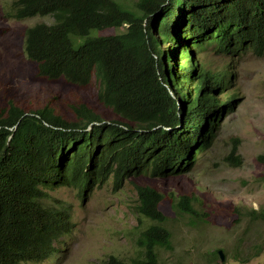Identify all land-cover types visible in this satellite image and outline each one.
<instances>
[{"label":"trees","instance_id":"obj_1","mask_svg":"<svg viewBox=\"0 0 264 264\" xmlns=\"http://www.w3.org/2000/svg\"><path fill=\"white\" fill-rule=\"evenodd\" d=\"M8 15L51 18L23 33V52L38 76L78 86L96 79L99 101L123 121L104 122L83 105L73 109L75 122L47 108L26 115L10 103L0 112V264L41 263L72 231L69 208L46 204L50 190L85 195L110 178L118 190L128 178L194 169L197 154L212 144L217 115L231 104L212 95L224 77L199 67L193 50L264 54V0H13ZM105 30L112 33L97 34ZM160 41L174 52H162ZM178 50L185 63L177 70ZM175 76L194 84L191 98L179 91ZM236 152L234 145L226 157L235 166ZM135 190L134 211L151 223L135 241L140 253L100 264H159L156 250L170 249L167 217L159 209L163 195L149 186ZM194 200L182 196L172 207L191 217ZM249 214L250 221L264 220L254 210ZM255 248L257 258L261 246Z\"/></svg>","mask_w":264,"mask_h":264},{"label":"rangeland","instance_id":"obj_2","mask_svg":"<svg viewBox=\"0 0 264 264\" xmlns=\"http://www.w3.org/2000/svg\"><path fill=\"white\" fill-rule=\"evenodd\" d=\"M12 1L0 0V112L10 103L26 115L47 108L65 121L75 122L73 109L83 105L104 122L123 121L99 101L96 79L78 86L38 76L36 64L23 52V33L27 27L52 20L11 19L8 9ZM111 33L105 30L97 34ZM160 48L162 52L174 51L168 41H160ZM192 52L199 67L223 75V88L212 95L221 104H231L218 115L210 148L197 154L191 172L180 176L132 177L118 190H113L110 178L85 195L68 187L48 191L46 204L69 208L74 227L60 239L56 254L38 264H100L109 256L124 261L138 256L135 241L151 223L134 211L136 186H149L164 197L159 209L167 217L165 227L171 242L169 250H156L159 264H264V220L258 217L250 221L249 214L254 210L264 217V54L232 57L216 56L210 49ZM176 56L180 64L184 52ZM175 80L179 91L191 98L193 83L176 76ZM234 145L239 158L236 166L226 158ZM182 196L194 197L196 215L175 212L172 203ZM256 245L261 246L257 258L253 257ZM218 251L222 261L214 254Z\"/></svg>","mask_w":264,"mask_h":264},{"label":"clouds","instance_id":"obj_3","mask_svg":"<svg viewBox=\"0 0 264 264\" xmlns=\"http://www.w3.org/2000/svg\"><path fill=\"white\" fill-rule=\"evenodd\" d=\"M170 49H172V48H170ZM173 52H174V51H173ZM173 52H172V53H173ZM176 54H178V56L181 57V54H180L179 50H178L177 52H175V53L173 54V56H175ZM182 54H183V53H182ZM184 54H185V52H184ZM223 56H228V55H223ZM175 59H176V61H175V65H176L177 70H178V68L180 67L179 65H182V66H183L184 63H185V60H183V59H184V56L182 57V60H181L180 64L177 63V56H175ZM193 86H194V84H193ZM183 92H184V91H183ZM221 115H222V114H221ZM221 115H220V116H221ZM216 119H218V122H219L220 118L218 117V115H217ZM218 122H216L215 128H217ZM27 263H33V262H32V261H29V262H26L25 264H27ZM33 264H34V263H33Z\"/></svg>","mask_w":264,"mask_h":264},{"label":"water","instance_id":"obj_4","mask_svg":"<svg viewBox=\"0 0 264 264\" xmlns=\"http://www.w3.org/2000/svg\"><path fill=\"white\" fill-rule=\"evenodd\" d=\"M218 256H219L220 259L222 260V254H221V251H218Z\"/></svg>","mask_w":264,"mask_h":264},{"label":"bare ground","instance_id":"obj_5","mask_svg":"<svg viewBox=\"0 0 264 264\" xmlns=\"http://www.w3.org/2000/svg\"><path fill=\"white\" fill-rule=\"evenodd\" d=\"M219 259H220V257H219ZM223 260V259H222ZM221 259H220V261H222Z\"/></svg>","mask_w":264,"mask_h":264}]
</instances>
